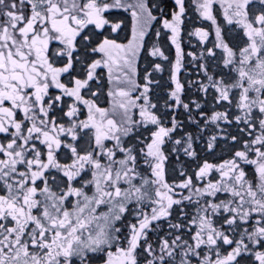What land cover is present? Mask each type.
<instances>
[{"label":"snow or ice","instance_id":"6c2138e0","mask_svg":"<svg viewBox=\"0 0 264 264\" xmlns=\"http://www.w3.org/2000/svg\"><path fill=\"white\" fill-rule=\"evenodd\" d=\"M0 264H264V0H0Z\"/></svg>","mask_w":264,"mask_h":264},{"label":"flooded vegetation","instance_id":"af4514ba","mask_svg":"<svg viewBox=\"0 0 264 264\" xmlns=\"http://www.w3.org/2000/svg\"><path fill=\"white\" fill-rule=\"evenodd\" d=\"M117 10H121V9H116V10H113L114 12H117ZM123 18L122 15H119ZM125 19H126V23H127V29H126V32L128 33V35L130 36L131 34V16H130V13L127 12V14L125 15ZM189 50V48L187 47V45H185V51ZM188 68H191V65L188 66ZM182 75V73H181ZM195 78V77H193Z\"/></svg>","mask_w":264,"mask_h":264},{"label":"trees","instance_id":"16d2710c","mask_svg":"<svg viewBox=\"0 0 264 264\" xmlns=\"http://www.w3.org/2000/svg\"><path fill=\"white\" fill-rule=\"evenodd\" d=\"M118 15H122L123 16V18H125V15L127 14V12H125L123 9H121V10H117V12H116ZM126 20V19H125ZM131 28V27H130ZM172 52H173V57H174V49L172 50ZM142 61H141V65H142ZM185 71H190V72H192V76L193 77H195V70L191 67V68H187ZM164 75H165V77H166V75H167V73H164ZM182 75H183V73H182Z\"/></svg>","mask_w":264,"mask_h":264}]
</instances>
